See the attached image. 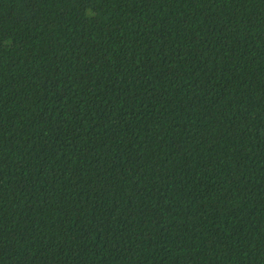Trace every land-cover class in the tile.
<instances>
[{"label": "trees", "instance_id": "1", "mask_svg": "<svg viewBox=\"0 0 264 264\" xmlns=\"http://www.w3.org/2000/svg\"><path fill=\"white\" fill-rule=\"evenodd\" d=\"M0 264H264V0H0Z\"/></svg>", "mask_w": 264, "mask_h": 264}]
</instances>
